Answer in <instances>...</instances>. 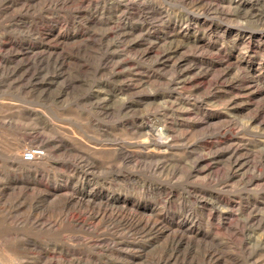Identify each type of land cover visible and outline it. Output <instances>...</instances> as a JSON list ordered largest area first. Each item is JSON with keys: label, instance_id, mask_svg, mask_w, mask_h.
<instances>
[{"label": "rangeland", "instance_id": "1", "mask_svg": "<svg viewBox=\"0 0 264 264\" xmlns=\"http://www.w3.org/2000/svg\"><path fill=\"white\" fill-rule=\"evenodd\" d=\"M0 264H264V0H0Z\"/></svg>", "mask_w": 264, "mask_h": 264}, {"label": "built area", "instance_id": "2", "mask_svg": "<svg viewBox=\"0 0 264 264\" xmlns=\"http://www.w3.org/2000/svg\"><path fill=\"white\" fill-rule=\"evenodd\" d=\"M44 157V151L39 148H28L21 153V161L31 164Z\"/></svg>", "mask_w": 264, "mask_h": 264}, {"label": "bare ground", "instance_id": "3", "mask_svg": "<svg viewBox=\"0 0 264 264\" xmlns=\"http://www.w3.org/2000/svg\"><path fill=\"white\" fill-rule=\"evenodd\" d=\"M39 160H41V159H39ZM37 162V161H36ZM35 163V162H34ZM26 164V163H25ZM31 164H33V163H31Z\"/></svg>", "mask_w": 264, "mask_h": 264}]
</instances>
